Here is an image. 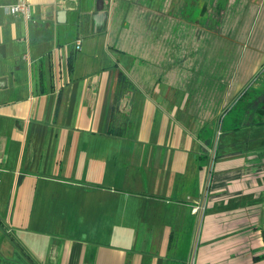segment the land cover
I'll use <instances>...</instances> for the list:
<instances>
[{
    "label": "crops",
    "instance_id": "crops-1",
    "mask_svg": "<svg viewBox=\"0 0 264 264\" xmlns=\"http://www.w3.org/2000/svg\"><path fill=\"white\" fill-rule=\"evenodd\" d=\"M27 1L0 0V264H264V0ZM110 10L165 43L148 66Z\"/></svg>",
    "mask_w": 264,
    "mask_h": 264
},
{
    "label": "rangeland",
    "instance_id": "rangeland-1",
    "mask_svg": "<svg viewBox=\"0 0 264 264\" xmlns=\"http://www.w3.org/2000/svg\"><path fill=\"white\" fill-rule=\"evenodd\" d=\"M138 12L141 14L142 12H144V10H140ZM106 13L107 11L102 12V17L104 19H106ZM112 13H113L112 10H110L109 14H110V20L112 22V26L110 30L113 31V35L115 36L116 39V45L124 50L136 51L140 53L143 57H145L144 61L148 66V62H149L148 59L152 55V52L155 51L154 49L159 48L163 50L165 43L163 44L159 43V45H155L149 33L148 27L144 25L143 22L138 23V19H136V13H137L136 11L129 10V11H124V13L123 11H120L119 15L114 16V18ZM144 18L147 19V17L145 16ZM214 26L203 25V27L208 31L213 30ZM221 123H225V122H222V119H220V121L218 122L217 128L215 129L214 138L212 139L211 149L209 151L208 157L207 159L204 157V159L202 160V163L203 164L208 163L210 168L214 163L215 154L218 152V149L222 143ZM160 204L162 206L167 207L166 204L169 203L162 201V203Z\"/></svg>",
    "mask_w": 264,
    "mask_h": 264
},
{
    "label": "built area",
    "instance_id": "built-area-1",
    "mask_svg": "<svg viewBox=\"0 0 264 264\" xmlns=\"http://www.w3.org/2000/svg\"><path fill=\"white\" fill-rule=\"evenodd\" d=\"M5 13L11 15H20L25 20H30L31 8L27 0H16L13 5L3 7ZM80 43H76V48H79ZM25 58V56L23 57ZM205 206L202 203H195L191 208V213L196 216L199 221L204 212ZM201 220V219H200ZM201 224V223H200Z\"/></svg>",
    "mask_w": 264,
    "mask_h": 264
},
{
    "label": "water",
    "instance_id": "water-1",
    "mask_svg": "<svg viewBox=\"0 0 264 264\" xmlns=\"http://www.w3.org/2000/svg\"><path fill=\"white\" fill-rule=\"evenodd\" d=\"M102 2H103L102 0H98L96 3V10L98 11L99 16H102V12H103ZM58 15L64 16L65 13L64 11H60Z\"/></svg>",
    "mask_w": 264,
    "mask_h": 264
},
{
    "label": "trees",
    "instance_id": "trees-1",
    "mask_svg": "<svg viewBox=\"0 0 264 264\" xmlns=\"http://www.w3.org/2000/svg\"><path fill=\"white\" fill-rule=\"evenodd\" d=\"M215 28H217L216 25L214 26V29ZM72 62H73V54H71L70 57H69V61H68L69 69H71Z\"/></svg>",
    "mask_w": 264,
    "mask_h": 264
}]
</instances>
